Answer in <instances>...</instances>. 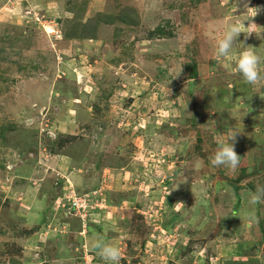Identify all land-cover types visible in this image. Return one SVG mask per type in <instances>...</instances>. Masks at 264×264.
<instances>
[{
    "label": "rangeland",
    "instance_id": "1",
    "mask_svg": "<svg viewBox=\"0 0 264 264\" xmlns=\"http://www.w3.org/2000/svg\"><path fill=\"white\" fill-rule=\"evenodd\" d=\"M260 188L264 0H0V264H264Z\"/></svg>",
    "mask_w": 264,
    "mask_h": 264
},
{
    "label": "clouds",
    "instance_id": "2",
    "mask_svg": "<svg viewBox=\"0 0 264 264\" xmlns=\"http://www.w3.org/2000/svg\"><path fill=\"white\" fill-rule=\"evenodd\" d=\"M256 11L251 15L254 16ZM245 21V20H244ZM254 24V23H252ZM243 21L239 24L227 22L218 32L215 43V55L225 57L234 54V66L237 73L250 84H255L261 79L260 65L262 63L260 57L251 49L236 51L234 43L237 36L243 32L249 34L253 31H245L246 28ZM178 75V74H177ZM238 131L230 133L226 141H221L210 158V163L214 167L225 166L235 170L240 163V156L234 150L235 134ZM264 202V188H260L256 193L252 194L249 200L250 205H256ZM251 219V217H250ZM91 248L97 251L99 257L105 264H120L121 250L118 246L107 242L103 236H98L91 243Z\"/></svg>",
    "mask_w": 264,
    "mask_h": 264
},
{
    "label": "trees",
    "instance_id": "3",
    "mask_svg": "<svg viewBox=\"0 0 264 264\" xmlns=\"http://www.w3.org/2000/svg\"><path fill=\"white\" fill-rule=\"evenodd\" d=\"M96 22H98V18L96 17V18H93V19H90L89 21H86V23L84 24L85 25V27L84 28H86V31L88 32V33H90V35H91V33L95 30V28H96ZM122 22H125V20L122 18ZM159 31H160V29H158ZM157 30V31H158ZM160 33H162V32H160ZM93 36V35H92ZM92 38V37H91Z\"/></svg>",
    "mask_w": 264,
    "mask_h": 264
}]
</instances>
